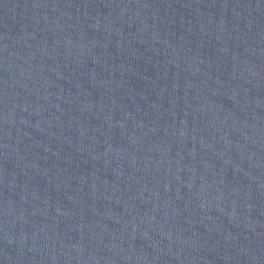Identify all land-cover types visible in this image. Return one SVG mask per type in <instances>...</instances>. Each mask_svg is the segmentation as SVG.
Here are the masks:
<instances>
[{
	"label": "water",
	"instance_id": "95a60500",
	"mask_svg": "<svg viewBox=\"0 0 264 264\" xmlns=\"http://www.w3.org/2000/svg\"><path fill=\"white\" fill-rule=\"evenodd\" d=\"M0 264H264V0H0Z\"/></svg>",
	"mask_w": 264,
	"mask_h": 264
}]
</instances>
